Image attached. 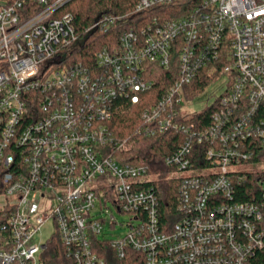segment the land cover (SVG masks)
I'll return each instance as SVG.
<instances>
[{"label":"built area","instance_id":"obj_1","mask_svg":"<svg viewBox=\"0 0 264 264\" xmlns=\"http://www.w3.org/2000/svg\"><path fill=\"white\" fill-rule=\"evenodd\" d=\"M72 1L0 0V264H48L56 241L71 264H247L264 250V0H140L136 12L189 11L122 30L94 63L76 52L121 18L101 14L80 36ZM154 68L172 79L153 103ZM206 69L227 82L197 129L181 107ZM143 102L137 135H186L162 176L113 154L126 140L112 121ZM161 179L178 180L171 224Z\"/></svg>","mask_w":264,"mask_h":264},{"label":"trees","instance_id":"obj_2","mask_svg":"<svg viewBox=\"0 0 264 264\" xmlns=\"http://www.w3.org/2000/svg\"><path fill=\"white\" fill-rule=\"evenodd\" d=\"M140 0H73L65 10L74 15L75 29L80 36L85 30L96 22L101 14H110L120 17L107 33L94 30L84 40V45L76 52L75 58L87 63H94L95 52L105 44H115L118 42L119 34L122 30L134 28L140 30L146 25V22L154 14L164 12L165 17H177L187 14L188 8H180V3L169 6H156L146 9L142 12H136V5ZM184 9V10H182ZM204 70L200 75L185 88L186 99L192 102L196 101L206 90V88L216 82L222 73L208 74ZM157 79L156 89L144 96H150L151 102L159 100L160 96L171 83L170 73L161 69L154 68V75ZM149 103L139 105L126 104L114 120L111 127L114 130L118 140L126 143L123 147L113 154L123 162L142 164L147 166L151 171L164 175L168 171L165 160L173 154L186 139V135L180 131H172L157 137L146 138L136 134V129L141 125V112ZM215 104L205 106L203 109L196 111L190 117V122L194 123L197 129H203L211 123V117L215 111ZM186 122L184 119H180ZM200 146L201 148L205 147ZM251 183L248 184V186ZM158 194L160 198V214L162 220L171 224L178 219V180H160L158 185ZM237 201H253L246 196H238ZM108 250V249H107ZM48 264H71L66 257L64 248L59 241L50 242L48 249L44 254ZM108 264H116L110 259ZM247 264H264V250L258 251L256 255L249 260Z\"/></svg>","mask_w":264,"mask_h":264},{"label":"rangeland","instance_id":"obj_3","mask_svg":"<svg viewBox=\"0 0 264 264\" xmlns=\"http://www.w3.org/2000/svg\"><path fill=\"white\" fill-rule=\"evenodd\" d=\"M227 79L226 77H220L216 82L209 85L204 93L194 102L188 104V106L181 107V112L183 115L189 114L187 117L190 118L192 113L195 111H199L203 109L205 106L210 105L218 96H220L223 92V89L226 85ZM117 218L119 223H123L125 226L126 223L129 221V215L127 214H117ZM119 226L117 227V230L111 232L109 235V239H113L117 236L124 235L127 232L126 227ZM50 229H46V233H48Z\"/></svg>","mask_w":264,"mask_h":264},{"label":"water","instance_id":"obj_4","mask_svg":"<svg viewBox=\"0 0 264 264\" xmlns=\"http://www.w3.org/2000/svg\"><path fill=\"white\" fill-rule=\"evenodd\" d=\"M45 248H46V246L44 245V246H43V249H45Z\"/></svg>","mask_w":264,"mask_h":264}]
</instances>
